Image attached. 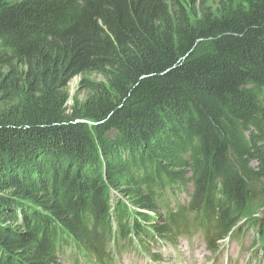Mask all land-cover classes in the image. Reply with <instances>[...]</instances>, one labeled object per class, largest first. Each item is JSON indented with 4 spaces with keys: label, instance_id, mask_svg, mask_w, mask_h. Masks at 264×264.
I'll use <instances>...</instances> for the list:
<instances>
[{
    "label": "trees",
    "instance_id": "16d2710c",
    "mask_svg": "<svg viewBox=\"0 0 264 264\" xmlns=\"http://www.w3.org/2000/svg\"><path fill=\"white\" fill-rule=\"evenodd\" d=\"M222 1L250 11L194 28L176 0H0V219L23 228L0 223V264L201 231L215 250L247 220L264 244V0ZM88 73L117 96L69 114Z\"/></svg>",
    "mask_w": 264,
    "mask_h": 264
},
{
    "label": "rangeland",
    "instance_id": "374dc122",
    "mask_svg": "<svg viewBox=\"0 0 264 264\" xmlns=\"http://www.w3.org/2000/svg\"><path fill=\"white\" fill-rule=\"evenodd\" d=\"M9 3H15L19 0H7ZM183 5L191 14L192 25L194 28L204 27L205 12L214 13L216 18L230 11L231 13L242 14L250 11V6L245 3L229 4L222 0H176ZM204 2V5L202 3ZM175 0H171L174 5ZM227 12L225 14H228ZM177 49L185 45L184 41H177ZM105 76L99 73H88L84 76H78L71 80L66 89L61 92L69 96L66 104L67 113L71 114L72 110L80 114L83 111L85 103L89 96L103 93L105 95L117 96V89ZM119 197L120 192L118 190ZM121 198H123L121 196ZM181 203L186 201L183 195L179 196ZM125 201V198L122 199ZM257 219H264V202H261ZM160 221L151 222L152 224ZM6 227L22 228L18 219L14 222H7L5 217L0 219ZM249 220L243 221L238 227H243L241 237H228L220 241L215 250H211L203 238V232H192L193 236L181 238L177 236L173 241H160L150 244L143 248L139 243L133 241L134 245L127 250L122 256L123 260L117 264H264V244L259 239L257 229L251 228ZM149 227H152L149 225ZM23 229V228H22ZM73 257L69 260L64 259L62 263L73 264ZM156 259H160L157 261Z\"/></svg>",
    "mask_w": 264,
    "mask_h": 264
},
{
    "label": "bare ground",
    "instance_id": "6f19581e",
    "mask_svg": "<svg viewBox=\"0 0 264 264\" xmlns=\"http://www.w3.org/2000/svg\"><path fill=\"white\" fill-rule=\"evenodd\" d=\"M199 229V228H198Z\"/></svg>",
    "mask_w": 264,
    "mask_h": 264
}]
</instances>
